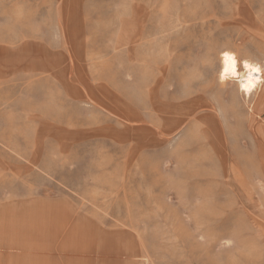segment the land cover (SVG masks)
<instances>
[{
  "label": "rangeland",
  "instance_id": "obj_1",
  "mask_svg": "<svg viewBox=\"0 0 264 264\" xmlns=\"http://www.w3.org/2000/svg\"><path fill=\"white\" fill-rule=\"evenodd\" d=\"M41 1L0 13V200L77 209L39 247L58 264H264V81L247 97L220 79L225 52L264 79V0ZM73 40L110 52L118 93L59 99Z\"/></svg>",
  "mask_w": 264,
  "mask_h": 264
},
{
  "label": "crops",
  "instance_id": "obj_2",
  "mask_svg": "<svg viewBox=\"0 0 264 264\" xmlns=\"http://www.w3.org/2000/svg\"><path fill=\"white\" fill-rule=\"evenodd\" d=\"M54 2L57 3V0ZM30 4L37 6L38 11H40L39 6H43L44 2L41 0H32V2H30V0H0V13L8 14L20 12L24 7H29ZM4 19L7 21L8 16H5ZM82 39L85 40V38ZM98 39H102V46H104V39L108 41L105 42V44L109 45V36L107 38L100 37ZM3 43L4 37L0 36V44ZM25 44L29 45L31 43L26 42ZM33 44L45 45L47 41L38 40ZM93 45V42L90 43L91 47H89L88 51L79 54L76 50L77 44L73 40V48L70 52L56 53L61 60H64L63 70L68 74V81L66 83L68 86H66L67 89L62 92L63 96L59 97L60 100L73 102L77 107H81V103H85L87 99L95 98L99 102H104L101 94H109L111 90H113L114 93H118V91H114V88H112L109 78L110 62L113 56L109 51H106L104 47H97L95 49ZM74 50L76 51L74 52ZM29 57V54H27L25 59L27 60ZM77 61L86 62L85 72L87 80L85 85L78 81ZM2 89L6 92L5 86H3ZM1 166L3 169L6 168V164L4 163L1 164ZM43 196L42 192V197L33 198V201L40 200L41 198L42 200H46V196ZM11 199L12 198H6L0 200V264H58L56 260H61V256L55 254L52 248L39 247V241H41L43 236L47 238L44 235L46 227L53 222L62 220L69 221L72 219L73 214L74 220L77 219V209L72 207V202L67 203L64 201L62 204H59L62 207L66 204L69 205L68 213L62 218L60 208L57 209V207H55L51 210L45 208L44 205L42 209L41 206L36 203V205L31 207V199H27V201ZM15 216H17L21 225L20 229L16 231L13 228ZM31 222H33V225L36 226L35 228L37 229L30 228ZM49 234L51 239H49L48 242L53 244L55 241L53 238L54 232H50ZM58 236L60 235L58 234ZM52 244L50 246H52ZM66 258L69 259V257L65 256L64 259ZM81 260L85 261L87 258L82 257ZM89 260L92 261V259Z\"/></svg>",
  "mask_w": 264,
  "mask_h": 264
},
{
  "label": "bare ground",
  "instance_id": "obj_3",
  "mask_svg": "<svg viewBox=\"0 0 264 264\" xmlns=\"http://www.w3.org/2000/svg\"><path fill=\"white\" fill-rule=\"evenodd\" d=\"M221 63V81H236L238 89L245 96L250 97L261 87L264 79L262 68L259 65L244 60L241 64L242 69H240V62L237 56L231 52L223 53Z\"/></svg>",
  "mask_w": 264,
  "mask_h": 264
}]
</instances>
